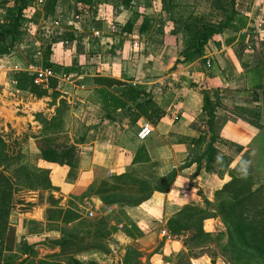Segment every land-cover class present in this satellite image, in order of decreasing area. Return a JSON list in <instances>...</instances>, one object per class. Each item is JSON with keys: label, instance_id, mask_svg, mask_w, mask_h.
<instances>
[{"label": "crops", "instance_id": "1", "mask_svg": "<svg viewBox=\"0 0 264 264\" xmlns=\"http://www.w3.org/2000/svg\"><path fill=\"white\" fill-rule=\"evenodd\" d=\"M228 2L92 0L89 12L78 16L68 9L72 0L57 6L55 12L59 13L60 21L51 20L60 22L61 29L53 37L56 41L48 42V60L59 66L60 72L53 77L54 86L44 88L47 94L39 97L48 102L42 101L46 106L44 110L48 111L47 119L57 116L59 124L58 129L49 134L34 136L28 152L30 164L35 165L38 161L47 164L51 187L46 190V196L51 195L54 199L50 202L45 196L41 209L37 208L40 211L28 218L34 227L37 225L30 231L38 232L37 238L47 240L48 236L57 235L59 242L67 241L66 245L76 246L72 256L83 263L106 264V259H94L93 255L103 251L97 246L102 245L106 250L123 246L121 262L115 260L116 264H122L127 249L140 250L146 247L142 243L148 242L150 236H158L154 230L158 226L162 229L160 234L164 229L167 235L166 220L163 219L180 207H175L179 203L168 207L170 194L175 196L176 202L178 198L186 199L183 203L187 204L200 173V176H206L203 182H214L216 187L228 179L226 174L220 178L202 168L196 172L195 162L182 164L185 158L188 159L192 146H197L195 139L201 134L200 129L206 128V115L202 110L204 90L209 96L216 94L219 101L213 111V130L215 124H220L223 139L241 147L239 152L229 155L230 166L247 151L250 164H257L264 174V0H235L236 12L244 17L243 25L237 30L226 28L208 39L203 56L204 61L205 58L210 60L208 67L199 60L175 63L183 46L185 17L192 13L217 22L226 13L224 8ZM34 10L33 16H36L39 10L36 3ZM31 20L25 19V22ZM141 24L144 28L140 30ZM113 27L117 30L112 31ZM64 31H71L73 39H62ZM228 38H233L230 43H226ZM133 42L137 43L135 47ZM21 64L19 66H23ZM64 67L74 70L64 73ZM96 76L129 82L149 91L161 117L152 124L133 110H116L110 114L112 119L105 118L104 110L93 94ZM53 91L54 94L48 96ZM18 92L32 95L26 90L18 89ZM15 97L10 101L17 102V94ZM20 103L25 106L27 102ZM235 107L252 109L258 116L254 120ZM144 123L149 125L151 134L140 141L135 133ZM44 137L48 139L46 144L51 146L72 145L73 164L59 165L42 160L38 149L42 143L38 142ZM184 137L193 140L181 141ZM226 148L223 144L217 150L227 155ZM31 156H34L33 160ZM260 177L264 179L262 175ZM140 181L144 183L141 185ZM203 182L201 193L206 190ZM165 183L167 190L158 188ZM129 194L135 198H118ZM106 195L115 198L104 203L101 198ZM141 195L144 198L135 200ZM168 208L175 210L169 216L166 215ZM48 210L50 215L46 217ZM93 212L95 215L91 219ZM68 213L76 216L65 222L64 215ZM211 219L218 220L217 217L205 219L203 230H222L206 229V222ZM100 220L105 226L104 234L101 239L93 238L95 225ZM148 222L155 225L152 230L144 229V223ZM88 239L92 244L85 246L84 241L89 242ZM53 242L56 244L57 241ZM136 257L133 254L129 262L123 264H132L131 260Z\"/></svg>", "mask_w": 264, "mask_h": 264}, {"label": "trees", "instance_id": "2", "mask_svg": "<svg viewBox=\"0 0 264 264\" xmlns=\"http://www.w3.org/2000/svg\"><path fill=\"white\" fill-rule=\"evenodd\" d=\"M7 3L9 0H3ZM30 0H11L10 5H5L4 15L0 19V56L11 53L13 43L22 36L21 28L25 22L23 12ZM61 0H41L39 10L36 16L50 17L53 20H59L55 10ZM92 0H72V4L68 9L73 15L86 14L91 8ZM224 16L217 22H212L208 17L203 15H192L189 13L185 17V23L182 28L183 46L178 51V57L175 63L190 60H199L204 62V48L206 42L211 37L220 34L224 29L232 30L239 29L244 22V17L239 15L235 10V0H229ZM60 21V20H59ZM141 24L139 29H143ZM62 39H73L72 32L64 31ZM233 38H228L226 43H230ZM55 42V38H52ZM50 54V44L45 45L40 61L42 66L50 68L54 74L60 72V67L55 66L48 60ZM71 67L62 68V72L68 73L73 71ZM31 75L26 72H17L15 75V86L20 90H26L35 96L46 94V90L38 85L32 84ZM96 87L93 89V94L96 96V101L104 110V117L112 119L110 115L116 110H133L136 115H140L147 122L154 124L160 117L161 113L158 107L151 99L149 91H145L138 85H133L129 82L118 81L115 79L96 76L93 78ZM55 84V79H48V86L52 87ZM255 92V91H253ZM54 91L51 93V96ZM216 94L208 95L206 90L202 91V110L206 115L205 124L207 127V136L205 133L198 135L195 139L196 153L193 159H190L184 165L190 162H195L196 172L202 168L204 171L212 172L218 177L227 175L228 179L223 181L219 186L213 189L212 200L206 197L202 198L203 207L184 204L179 210L174 212L165 222V228L170 235H178L182 232H187V240L184 245L190 247H200L207 241L216 239L223 252H227L229 257L227 261L236 262V264H264V183L256 180L249 169L244 167L247 160V151L241 153L237 162L230 166V156L219 153L214 147V142L217 141V136L213 132V111L218 105ZM241 114H245L254 120L258 116L256 111L248 108L235 107ZM49 124L52 126L51 131H55L58 127L57 116L49 119ZM205 139H207L204 144ZM47 138L40 140L42 143L39 146L41 159L47 162H55L59 165L73 164L74 148L72 145H64L61 147L51 146L46 144ZM201 144H203L201 146ZM239 152L241 147L235 146ZM6 144L0 137V166L8 168L12 164H16L12 168L10 175L5 174L0 170V256L4 252L10 254L12 258V243H13V228L7 224V216L10 210L11 195L16 188L15 185L26 187L30 190L49 189L51 186L48 180L47 169L40 171L35 170L27 163H19L21 153L16 157H12L5 152ZM192 150V149H191ZM247 153V154H246ZM19 157V158H18ZM203 160V164L201 163ZM202 164V165H201ZM216 169H213V167ZM262 165H260V168ZM169 177V176H168ZM15 182V183H14ZM21 182H23L21 184ZM140 181L139 184H143ZM133 185V184H132ZM157 187V186H156ZM160 189L167 190V184L159 185ZM115 198L114 196H105L101 199L107 203L108 199ZM131 199L135 196L121 195L118 198ZM144 198V195L137 199ZM50 202H54L51 195L47 197ZM134 200V201H135ZM49 213V214H48ZM46 211V217L50 215V210ZM75 214L64 215V221L71 220ZM217 217L223 226V231L207 232L202 228L203 221L207 218ZM131 224V228H135ZM99 225V226H98ZM105 229L103 222L100 220L95 225L93 238L101 239ZM63 237V236H62ZM61 238V237H60ZM223 238V242H222ZM36 240H42L38 237ZM67 241L59 242L63 248ZM68 245V244H67ZM20 255L24 258L20 262L26 260L32 251L29 244L22 246ZM137 252L131 248L127 249L124 254V260L129 262L132 255ZM131 255V256H130ZM128 259V260H127ZM64 264H99L94 261L81 262L72 255L63 258ZM42 263H45L44 261ZM6 264H11L9 260ZM52 264H61L55 262Z\"/></svg>", "mask_w": 264, "mask_h": 264}, {"label": "rangeland", "instance_id": "3", "mask_svg": "<svg viewBox=\"0 0 264 264\" xmlns=\"http://www.w3.org/2000/svg\"><path fill=\"white\" fill-rule=\"evenodd\" d=\"M67 1L68 0H61L60 3L66 5ZM10 3L11 0L7 1V3L3 0H0V19L4 15L5 5H10ZM35 3L36 0H30L23 12V15H26L23 16L25 17V19L33 20H31L30 22L27 21V23L24 22L23 27L21 28L23 34L17 41L13 43L11 54L9 56H6L5 58H0V137L6 144L5 152L8 155L16 157L21 153L23 157H20V160L17 161L19 163L28 164H30L28 160V152L30 150L29 148H31V142L33 140L32 138H34V136L36 135L41 136L42 133H51L52 126H50L49 124L50 118L47 119L49 117L48 111L44 110L46 106H44V103H42L43 97L35 96L32 93V95H28L26 93L19 94L18 88L14 89L16 82L13 84L12 80L15 81V75L17 72L22 71L27 73V66L30 64H38L42 66L40 58L45 45H47L48 42H54L52 38L55 36V33H59L61 29L60 22H58L57 24L56 22H53L51 18L42 19L39 16H33V13H35ZM30 15L31 18H29ZM18 61L20 62V64L22 63L23 66H19L20 64ZM24 64L26 65L24 66ZM16 94L18 98L17 102L10 101L11 97L16 98ZM48 96H51V93H48ZM20 101H22V103H27H25V106H22ZM43 102L48 103L47 101ZM219 111L222 114V109H220ZM237 117H240V119H245L241 116ZM221 118L222 117L217 119ZM57 123L59 124L58 120ZM214 126L215 127L213 132L217 136L216 138L218 140L214 145H216L218 148H222V145L226 144L228 153L227 155L229 156L230 154H235L234 152L236 151V147L233 143H230V141L223 139L221 132L222 127L220 126V124H215ZM200 132L201 134L205 133L207 136V127L200 129ZM180 140L192 141L193 138L184 137L183 139L180 138ZM206 141L207 139H205L204 144L206 143ZM220 142H222V144ZM202 145L203 144H201V146ZM191 149L187 156L188 159L185 158L182 164H185L190 159H193L195 153L198 151H196L197 148L195 146H192ZM219 153L222 152L219 151ZM262 154L264 155V148L262 149ZM30 159L33 160L34 156H31ZM249 160L250 158L248 157L244 167L251 171L256 180H262V178L260 177V175L264 177V174L261 173L262 170L259 169L257 167V164L255 163L252 166ZM201 161V163L203 164V160ZM31 165L32 164H30V166ZM15 166L16 164H12L8 168H2L0 166V170L5 174L10 175L12 168ZM32 166H34L33 168L37 171L47 169V171L49 172L47 164H42L39 161ZM213 169H216V167L214 166ZM200 174L198 175V177L200 178H196L197 180L194 181L195 185L192 192L194 195L192 194L191 196H189L186 203L203 207L204 204L202 202V198L208 197L210 198V200H212L213 188H215L216 185L214 182H209L208 184L207 182H203L206 176L204 174L200 176ZM185 176L188 177L187 174ZM191 182L194 183L193 181ZM202 182L204 184V188L206 189L205 193L203 192L204 194L201 193L202 189L200 185H202ZM261 182L264 183V179ZM22 183L23 182H21V184ZM184 183L186 184V180L184 181ZM14 187L16 188V190H14L11 195L7 224L12 226L13 228L12 252L15 254H12L11 258L9 257L11 252L10 254L8 252H4L2 256H0V264H6L9 260L11 261V264H52L55 262L64 264L63 258H66V256L69 255H73L72 252L74 248H76V246L64 245L61 250V244H59L57 235H50L47 237V240L43 239L37 241L35 240L37 238V235L35 234H37L38 232H30L37 225L34 227V223H29L30 220H28V218H32L33 216H35V211L36 213L40 211L37 210V208L41 209V204L43 202V199H45L47 189L30 190L29 188L23 186L20 187L19 185L15 184ZM172 195L173 194H170L171 199L169 201L168 207H171V205H175V203H179L175 205V207L180 206L178 208L179 210L181 206L185 204L183 203V201L186 199L182 201L180 200V198H178L179 201L176 202L174 200L175 196ZM173 209L174 208H168V212L166 215H171L170 213L175 211ZM91 215L92 216H90L89 218L92 219V217H94L95 215L94 212ZM168 218H164L163 221L167 220ZM220 223L217 219H211L206 222L205 228L208 230H219L220 228H222L223 231V226ZM154 226L155 225L148 222L146 224L144 223L143 227L144 229L152 230L151 228ZM28 228L30 229L28 230ZM159 228L160 226H158V228L154 230H157L156 232L159 233L158 236H161L164 234L165 230L163 229V233L160 234V230L162 229ZM167 235H169V233ZM167 235L164 234L163 236H161V238H159L158 236L154 238L153 236H150L148 242L142 243V245L146 247H142L140 248V250L136 251L137 257L131 260L133 262L132 264H188L189 258L195 259L199 257L201 259L200 261L198 260V264H236V262L227 261L226 257H229V254L221 250L219 243L216 239H213V237H211L212 240L207 241L200 247H190L188 249L186 245H184V242L187 240V232H182L178 235H171V238H169ZM53 240L57 241L56 244H54ZM88 240L89 242L84 241L85 244L82 243L81 247L83 246V244L85 246L92 244V242H90V239ZM26 243L31 246L32 253L28 258H26V260L19 263V261L24 258V255H20L17 252H20L22 246ZM97 247L102 248L101 250L103 251H101V254L97 253L93 255L94 259L98 261H103L104 259H106V264H116L119 261L121 262V249L124 248L123 246L119 249L118 247H109L107 250L102 247V245ZM76 257L78 256L76 255ZM115 260L117 261L116 263ZM43 261L45 263H42Z\"/></svg>", "mask_w": 264, "mask_h": 264}, {"label": "built area", "instance_id": "4", "mask_svg": "<svg viewBox=\"0 0 264 264\" xmlns=\"http://www.w3.org/2000/svg\"><path fill=\"white\" fill-rule=\"evenodd\" d=\"M41 0H36V4H39ZM114 27L112 28V31H115ZM132 45L135 47L137 45L136 42H133ZM210 64V60L208 58H205L204 66L208 67ZM29 72V73H28ZM27 73L31 75V81L32 84L38 85L41 88H47L48 87V79L50 77H54V72L48 68L43 67L38 64H30L27 66ZM12 83L14 84L15 81L12 80ZM151 134V129L147 123L142 124V126L139 128V131L135 133V136L138 140H144ZM188 264H198V262L194 259L189 260Z\"/></svg>", "mask_w": 264, "mask_h": 264}]
</instances>
